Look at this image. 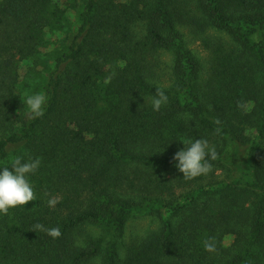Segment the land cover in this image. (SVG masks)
<instances>
[{
    "label": "trees",
    "instance_id": "obj_1",
    "mask_svg": "<svg viewBox=\"0 0 264 264\" xmlns=\"http://www.w3.org/2000/svg\"><path fill=\"white\" fill-rule=\"evenodd\" d=\"M181 24L231 39L203 85ZM194 137L217 159L187 179L172 158ZM14 156L41 163L36 199L0 214V264H264V0H0V165ZM135 215L156 225L127 236Z\"/></svg>",
    "mask_w": 264,
    "mask_h": 264
},
{
    "label": "clouds",
    "instance_id": "obj_2",
    "mask_svg": "<svg viewBox=\"0 0 264 264\" xmlns=\"http://www.w3.org/2000/svg\"><path fill=\"white\" fill-rule=\"evenodd\" d=\"M168 96L165 91L157 86L155 94L151 97L153 111H159L162 104L167 103ZM32 119L44 115L48 97L41 92H34L24 96L23 100ZM183 147L179 148L173 155L175 167L187 179L207 175L213 170L212 161L217 159L216 147L202 137L180 140ZM40 159H24L14 156L8 163L0 165V214H6L10 208L25 206L29 201L36 199L34 186L30 181V175L34 174L40 167ZM10 165V167H9ZM58 203V197L49 196L47 204L54 207ZM46 231L48 235L57 237L60 235L58 227L46 228L43 224H37L34 228ZM204 248L207 251L215 250L212 238L206 239Z\"/></svg>",
    "mask_w": 264,
    "mask_h": 264
},
{
    "label": "rangeland",
    "instance_id": "obj_3",
    "mask_svg": "<svg viewBox=\"0 0 264 264\" xmlns=\"http://www.w3.org/2000/svg\"><path fill=\"white\" fill-rule=\"evenodd\" d=\"M71 23L74 26L76 23L75 15L71 18ZM180 30L182 32V36L184 42L188 48H190L193 53L197 56L202 64V69L199 74L198 82L202 85L204 84V80L208 74V61L211 55V49L214 44L221 43L225 49H227L231 43V39L222 32H210L207 31L206 33H192L186 25H179ZM160 60L164 61L165 64H170L171 55L169 52H164L161 54ZM165 71H168L169 68L166 65H162ZM166 78V77H165ZM9 160H6L2 163V165L8 163ZM226 170V169H224ZM217 177L223 179L235 178L234 175L231 173L229 174L227 171L217 170L215 173ZM228 178V179H229ZM156 225V219L148 215H135L129 219L126 226V235H136L141 234L145 229L149 227H153ZM223 245H229L231 242V235H225L223 238Z\"/></svg>",
    "mask_w": 264,
    "mask_h": 264
}]
</instances>
